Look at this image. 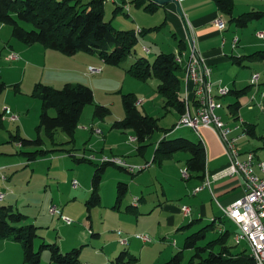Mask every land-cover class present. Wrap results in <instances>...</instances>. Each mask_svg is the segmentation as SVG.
<instances>
[{"label":"rangeland","instance_id":"obj_1","mask_svg":"<svg viewBox=\"0 0 264 264\" xmlns=\"http://www.w3.org/2000/svg\"><path fill=\"white\" fill-rule=\"evenodd\" d=\"M130 6L132 10L137 9L133 0ZM127 13L123 9L117 11L106 9L105 20L111 21L116 28L122 27L118 29H134L137 27L134 26L136 25L133 21L134 14L132 12V15H127ZM163 20L164 17L154 22L151 27L143 28L146 30L145 33L139 35L131 54L119 65L105 62L104 64L107 65L102 73L93 75L87 74L88 66L92 63L89 56H94L101 65L103 62L98 53H79L77 57L74 56L75 54H64L68 59L61 61L41 51L25 52L24 48H32V46L15 39L12 36V26L2 23L4 27L0 29V74L6 87L0 93V110L3 112L0 121V167H2L0 191L8 194L0 200V206L12 205L16 211L27 215L23 224L37 226L35 250H38L42 243L56 242L63 252L73 248L80 249L76 264H110V260L120 251L128 249L139 257L141 264L164 263L182 249L186 236L211 222L209 216L208 219L204 218L198 223L183 227L190 223L192 217L198 218L196 209L202 202L206 201L215 207L216 201L212 197L208 200H200V195L196 196L192 193V189L197 187L193 188L198 180L183 178L182 169L186 168V160L190 155L188 151L181 150L173 153V157H164L163 164L158 161L152 162L160 137H168L166 130L177 125L180 116L175 109L164 107L165 99L158 92L160 84L158 78L150 76L142 79L128 71L131 64L139 57L144 56L153 61L158 53L172 52L173 46H176V39L173 38V30L162 25ZM257 21L259 20L250 21L246 27L232 24L229 32L241 38L242 32L245 31V37L253 38L256 36L253 23ZM21 24L27 29L31 28L29 23ZM157 26L159 28H156ZM33 45L45 52H59L41 43ZM144 45L150 48V53L143 50ZM12 52L18 54V59H8V55ZM261 62L264 61L258 59L257 64ZM261 66L263 68L264 64ZM62 69H67L68 72H62L64 71ZM66 82L89 85L94 92V102L84 107L73 136L61 129L52 133L44 128L38 130L42 110L39 85L62 88ZM130 93L137 98L140 111L157 118L160 126L159 130L151 134L153 138L149 136L142 143L146 145L145 155L138 153L137 148L140 144L137 141L129 140L130 136H135L132 129L122 130L112 127L116 120L125 116L122 99L123 95ZM232 98V94L225 96L223 104L226 109ZM97 105L105 106L109 111L104 116L98 115ZM255 105L258 107L260 103L253 104V107ZM7 107L13 115L19 116V120L12 121L10 115L4 113ZM49 113L55 115L56 110L51 108ZM257 120V135L264 136L263 111L256 117ZM247 121L254 122L251 119ZM97 128L102 133H96L94 130ZM180 132H185L196 140L199 139L197 134L187 127H183L181 131L170 137H178ZM17 135L30 140L41 139L42 143L22 145L20 140L16 139ZM249 138L252 145L259 144L263 147L260 138L251 136ZM116 142L117 146H113ZM40 150H45V153H38L36 157L29 159L30 153ZM261 151L264 152V148ZM112 154L123 158L129 165L141 166L149 163V166L142 170L137 169L133 173L126 166L106 165L101 171V182L98 187L100 202L90 207L87 205V200L91 197L94 172L102 164L100 159L103 156L111 157ZM90 156H95L96 159L92 162L79 161L82 157L90 158ZM1 177H7V181H2ZM74 179L79 182L77 188L72 187ZM132 179H134L133 184ZM119 182H126L128 191L123 196L120 207L114 208ZM140 196L145 199L139 203L141 206L144 205L147 215L134 211L127 212L126 208L131 205L132 199L135 197L139 199ZM158 199H167L175 206L181 207L185 204L192 207V214L185 218L180 229L166 225L158 211L152 215L148 214L149 207L156 206ZM51 206H57L63 215L73 220V223L67 225L59 215L51 214L49 211ZM224 223L233 232L226 242L230 251L235 254L249 253L250 249L245 241L237 243L234 240L236 231L234 226L229 221ZM220 224L216 225L215 229L209 230L206 238L199 240L198 245H204L207 241L220 236ZM119 230L124 236L145 233L150 235L153 241L143 243L139 239L131 238L128 245H122L118 242ZM219 249L220 245L216 246L215 250ZM194 252V249H185L181 264H188ZM0 264H30L25 261L22 243L11 239H0ZM39 264L59 263L52 261L50 250L44 249Z\"/></svg>","mask_w":264,"mask_h":264},{"label":"trees","instance_id":"obj_2","mask_svg":"<svg viewBox=\"0 0 264 264\" xmlns=\"http://www.w3.org/2000/svg\"><path fill=\"white\" fill-rule=\"evenodd\" d=\"M108 0H0V22L12 26V36L26 45L36 43L44 44L51 49L57 50L65 55H74L78 52L98 53L102 60L108 64L119 65L128 55L131 54L139 35L146 30L141 28L139 33L135 29H118L105 20V3ZM136 6H142L145 10L153 12L157 3L152 0H133ZM219 12L227 18V23L238 27H246L252 20H260L263 17L262 11L244 12L238 16L233 14L234 0H214ZM119 5L115 11L122 10ZM29 23L30 29L25 28L21 23ZM156 28H159L157 26ZM150 29V28H149ZM182 41L179 46L182 48ZM1 57V52H0ZM246 58L264 60V49L257 50ZM128 71L136 77L145 79L155 76L159 79L158 92L165 99V108H174L181 116L185 111L183 101V68L175 61L174 53L161 52L156 55L153 61L147 57H139L131 64ZM251 86V85H250ZM6 84L0 74V93L5 89ZM40 97L42 99V110L38 130L44 128L49 133L61 129L68 135L73 136L81 118L84 107L94 102V92L89 85L82 83L67 82L62 88L51 85H39ZM245 90L239 92L243 94ZM123 106L125 116L113 123V128L132 129L137 142L138 149L145 148L142 144L151 134L160 129L158 119L148 113H143L138 108V100L134 94L123 95ZM56 110L55 115L49 113L50 109ZM109 109L102 105L96 106V113L104 116ZM3 112L0 110V121ZM176 128L166 130L169 134ZM171 136V135H170ZM162 137L156 144L154 161H161L164 157L181 150L189 152L186 160V168L189 171V178L197 177L205 179L207 167V152L201 139L193 140L186 136ZM22 145L42 143L41 139L30 140L15 136ZM38 153H45V150L30 153V160ZM158 159V160H157ZM91 161L82 157L79 161ZM152 160V161H153ZM113 164L104 162L97 167L92 179L91 197L87 205L95 206L100 202L98 187L101 182V171L105 166ZM128 191L126 182H119L117 185V196L114 208H119L123 196ZM88 207V210L90 209ZM134 207L129 205L126 211H132ZM27 215L16 211L12 205L0 206V239H11L19 241L23 245L25 261L30 264H39L41 252L48 249L51 252L52 261L59 264H76L80 249L73 248L63 252L56 242L42 243L38 250H35L34 239L37 237V226L35 224H23ZM196 232L186 236L182 249L177 251L171 259L164 263L154 264H181L183 251L194 249L195 252L188 261V264H256L250 253H233L226 245L230 230L220 232V236L207 241L204 245H198L199 240L205 239L209 230L215 229V220ZM193 224V221L188 227ZM94 234V233H92ZM220 245L218 251L216 246ZM246 251V250H243ZM110 264H141L139 257L128 249H123L111 260Z\"/></svg>","mask_w":264,"mask_h":264},{"label":"crops","instance_id":"obj_3","mask_svg":"<svg viewBox=\"0 0 264 264\" xmlns=\"http://www.w3.org/2000/svg\"><path fill=\"white\" fill-rule=\"evenodd\" d=\"M131 1L132 0H116L114 2L112 0H108L105 3V16L106 9L108 11L109 9H112L113 11L121 4L127 5L128 7H123V10H126L128 12L127 15H132L133 12V21H135L136 23V25L134 26H137L134 28L135 30L145 27H151L154 22H157V20L160 21L164 17L162 25H166L167 27L171 28L174 32L173 38L176 39V46H173L172 53L183 51L187 56L190 53V42L188 40V36L189 32L191 33L192 31L199 53L212 69V78L214 81L215 90L220 85L228 86L230 88L229 95H233V98L228 103L227 109L224 107L223 100L225 96H228V94L218 98L222 103V107L218 110V113L225 120L227 126L235 128L232 131L231 135L239 136L238 146L241 149L240 159H244L246 157V153L249 151L255 152L256 156L259 158L264 157V152L261 151L262 148H264V136L257 135L258 120L256 121V117L262 113L263 109L260 106L257 107L256 105L253 107V104H257V102H262L264 104V98H262L261 96V92L264 90V67L262 68L261 65H263L264 62L257 64L258 59L246 58V55L252 54L257 50L264 49V38L261 39L257 35L255 36L256 38H247L245 37L244 31L242 32L243 36L241 38L239 37L240 41L238 46L236 47L239 48H233L232 40L234 35H232L233 33L231 34V32H229V30L231 29V25L228 23V28L224 31H220L213 25V19L217 15L223 16L219 12L214 0H183L181 4H178L176 2H170L165 5L158 4L157 8L150 13H148V11L145 10L142 6H136L137 9L132 10V7L130 6ZM234 3L233 14L235 16L253 10L264 12V0H234ZM108 5L110 8L108 7ZM115 5H117V7ZM178 7L180 8L181 13L178 12ZM224 18L227 20L226 17ZM253 26L254 28H256V32L258 30L264 29V14L259 21L253 23ZM3 27V24L0 22V29H2ZM180 40L182 41L181 44L183 49H180ZM30 46H32V48H24L23 50L25 52L34 50L41 51L45 55L50 54L51 56L61 61H66L68 59L64 54H58L60 52H45L40 48L35 47L34 45ZM79 53L87 52H78L74 56L77 57ZM89 57H91L90 60L92 61L89 66L102 67V71L103 69H105V65L107 64H104L105 62L103 60H101L103 64L100 65L98 64V62L100 61L94 58V56ZM246 62L249 63L246 64ZM86 71H84V74H86ZM62 72L68 71L66 69ZM254 72L260 74V82L256 87L250 86L251 76ZM87 74L89 73L87 72ZM243 90H245L243 94L239 95V92ZM252 95H254L253 100H251ZM244 114H246L247 116H245ZM239 117L243 118L242 125L238 121ZM247 119L254 120V122L256 123L249 122L247 121ZM183 127L185 126L175 128L168 135L170 136L178 133L183 129ZM201 135L203 137V143L207 152V167L204 180L208 178L211 181V185L210 187H205L195 194L193 192L192 193L196 196L200 195V200H208L210 197L214 198L216 201V209L213 204H210L206 201L202 202L200 207L196 209L198 218L194 219V217H192L190 222L193 221L194 224L202 221L204 218L208 219L209 216L210 220L216 217L217 221L215 223V226H219V224L221 223L220 227L223 226L225 230H230V228L227 227L226 223H224L226 221H229L236 230V226L228 218L223 216L222 210L223 207L228 206L236 198L242 195L244 191L243 177L241 175H223L224 170L230 164V157L226 153L223 144L221 143L218 136L210 129H202ZM179 136H186L196 141L194 137L185 132H180ZM250 136L252 138H260L263 141V147L259 146V144L252 145L249 138ZM151 138H153V136ZM161 138L162 137H160V139ZM240 142H242L243 145L241 143L240 146ZM117 144L118 143L116 142V144L114 143L113 146H117ZM137 151L140 155H145L146 149L142 148L139 150L137 148ZM112 156L118 155L112 154ZM170 157H173V154L170 155L169 158ZM164 159L165 158H163L161 161H158V163L163 164ZM152 162L155 161L153 160ZM1 169L2 167H0V170ZM191 178L198 180V183L193 188L201 185L204 182V180L197 177ZM133 180L134 179H132V184L134 182ZM2 181L4 180L2 179ZM193 190L194 189H192V191ZM142 200L145 201L144 197L141 196L136 202L134 198L132 199L133 202L131 203V205L134 207L132 211H134L135 213L147 215V213H145L146 209L144 205L141 206V203H139L142 202ZM157 202L158 204L156 206L153 205L149 207L150 213L148 214L152 215L153 213H155V211H158L159 216L164 218L165 224L172 228L174 227L180 229L179 227L183 226L185 218H188L190 216H185L181 212L180 206H175L169 203L167 199H158Z\"/></svg>","mask_w":264,"mask_h":264},{"label":"built area","instance_id":"obj_4","mask_svg":"<svg viewBox=\"0 0 264 264\" xmlns=\"http://www.w3.org/2000/svg\"><path fill=\"white\" fill-rule=\"evenodd\" d=\"M116 1V0H112ZM183 0H175L178 4H181ZM127 8V5L121 4ZM187 24V22H186ZM189 24V23H188ZM213 25L220 31L227 30L228 23L226 19L217 15L213 19ZM191 26V25H190ZM192 29V28H191ZM141 29H137L136 33H139ZM256 35L263 39L264 29L258 30ZM188 40L190 42V53L187 56L184 52L177 51L174 53L175 61L183 68V85L182 94L185 104V111L180 116L178 124L176 126L191 128L203 141L201 130L206 128L212 130L220 139L224 146L226 153L230 157V164L224 170L223 175H241L244 180V191L241 196L236 198L228 206L223 207V216L228 218L235 226L234 240L237 243L245 241L250 249L249 253L254 258L256 264H264V157H257L255 152L249 151L246 153L244 159H240L241 149L238 146L239 136L231 135L235 128L227 126L225 120L218 113V110L222 107L219 97H223L230 93L228 86L220 85L215 90L214 81L212 78V69L205 62L197 49L195 38L193 33L189 32ZM240 38L233 36L232 46L236 48L239 44ZM143 50L149 53L150 48L143 47ZM8 59H18V54L12 52L8 55ZM102 72V67L89 66V74H98ZM260 82V74L254 72L251 76V86H258ZM262 98H264V90L261 92ZM254 99V95L251 96V100ZM264 111V104L260 102L259 105ZM5 114L10 115L12 121L19 120V116L13 115L10 109H5ZM239 123L243 124V119L238 118ZM240 125V126H241ZM96 133H102L100 129L94 130ZM129 140L135 142L136 136H130ZM86 158V157H85ZM90 160L96 159L95 156H90ZM101 162H109L120 166H126L129 171L136 172L137 169L142 170L149 166V163L145 165H129L123 158L119 156H103ZM182 176L185 179L189 178V171L187 168L182 169ZM7 177H3L6 180ZM211 181L207 178L204 182L197 186L193 193H197L205 187H210ZM79 182L74 179L72 187L77 188ZM7 192L0 191V200H3ZM135 202L138 198H134ZM49 211L53 215H59L60 219L67 225H71L73 220L70 217L63 215L61 210L57 206H51ZM181 212L185 216L191 215V207L188 205L181 206ZM215 222L217 221L214 219ZM220 232L225 231L221 226ZM119 243L122 245H128L131 238L141 240L143 243L152 242V237L145 233H136L132 235L124 236L122 231H118ZM175 242V241H174ZM89 264V263H87Z\"/></svg>","mask_w":264,"mask_h":264},{"label":"water","instance_id":"obj_5","mask_svg":"<svg viewBox=\"0 0 264 264\" xmlns=\"http://www.w3.org/2000/svg\"><path fill=\"white\" fill-rule=\"evenodd\" d=\"M152 1L159 4V5H165V4L170 3V2H175V0H152ZM178 12L181 13L179 7H178Z\"/></svg>","mask_w":264,"mask_h":264},{"label":"bare ground","instance_id":"obj_6","mask_svg":"<svg viewBox=\"0 0 264 264\" xmlns=\"http://www.w3.org/2000/svg\"><path fill=\"white\" fill-rule=\"evenodd\" d=\"M89 53V52H88ZM117 166V165H116ZM119 166V165H118Z\"/></svg>","mask_w":264,"mask_h":264}]
</instances>
